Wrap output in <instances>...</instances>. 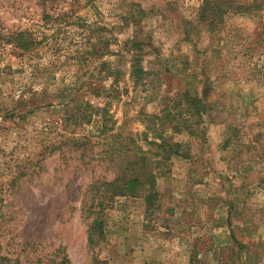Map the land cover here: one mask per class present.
<instances>
[{
  "label": "rangeland",
  "instance_id": "374dc122",
  "mask_svg": "<svg viewBox=\"0 0 264 264\" xmlns=\"http://www.w3.org/2000/svg\"><path fill=\"white\" fill-rule=\"evenodd\" d=\"M0 264H264V0H0Z\"/></svg>",
  "mask_w": 264,
  "mask_h": 264
},
{
  "label": "trees",
  "instance_id": "16d2710c",
  "mask_svg": "<svg viewBox=\"0 0 264 264\" xmlns=\"http://www.w3.org/2000/svg\"><path fill=\"white\" fill-rule=\"evenodd\" d=\"M60 15H64L63 12L60 13ZM29 35V34H28ZM28 35H24V32L19 31L15 34H11V35H7L6 36V42H12L14 48H16L20 55H23L25 53H29L32 48V45L35 44V40L34 39H30V37ZM37 43V42H36ZM34 48V47H33ZM192 103L195 105V111L194 113L197 115H200L201 112H203L204 109V105L203 102L197 98L196 96L192 98ZM84 107H86L85 109H89L88 111H84L82 112L81 107L78 108V106H74L73 108H70L71 111L70 113L67 115L68 118V123L71 127H79L81 125H84L86 122L89 121V119L91 118V116L93 114H95L96 110L95 107H92L91 105H89V103L84 102ZM74 109V110H72ZM103 112H105V110H102ZM83 139V137L81 138ZM74 141H78V138H74ZM163 141L165 143V139L164 138H160L159 143H154V142H149L152 145H155V147H162L163 146ZM172 146H176V144H172ZM85 149V147H81L82 149ZM168 144H165L162 147V152L167 153L168 154L171 152L176 153V149H167ZM83 151V150H82ZM126 151H128L127 149H123V150H119V154L121 155L119 157V163H118V172L114 175V177H112L109 180H103L100 182L101 185V189L99 191V193L97 194V190H99L97 188V186L95 188L91 187L94 189V193L90 196V201L91 203L88 204V211L87 214H93V217L91 218L90 222L88 223L87 227H86V241L88 243H91L94 240V237H100L101 236V224H100V218H98V214H99V209H101V200L103 198H109L111 199L114 194H124V193H133L135 192L137 189H141L142 190V176H144V179L148 181L149 185H152V177L153 174L151 173L150 169H148L144 175L142 170L144 169V158L143 157H136L134 159H130L128 156H126ZM110 156V155H109ZM153 156H155V158L158 156L161 158V154H154ZM138 166V169H135L134 166ZM154 191L153 189L147 190L146 192V197L151 199L154 197ZM96 201L95 203H93V201ZM97 207L98 209L94 210V207Z\"/></svg>",
  "mask_w": 264,
  "mask_h": 264
}]
</instances>
